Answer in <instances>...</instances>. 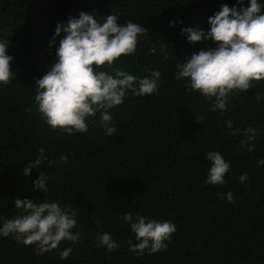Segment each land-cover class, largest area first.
<instances>
[{
    "label": "trees",
    "instance_id": "1",
    "mask_svg": "<svg viewBox=\"0 0 264 264\" xmlns=\"http://www.w3.org/2000/svg\"><path fill=\"white\" fill-rule=\"evenodd\" d=\"M221 4L232 7L236 0H0V39L9 40L13 57V77L0 85V216L24 214L16 199L55 201L75 210L72 232L79 237L43 255L11 234L0 237V264H264V165L258 166L264 159V80L231 94L221 112L212 110L214 98L175 78L178 62L216 46L211 39L188 43L181 28L207 33L208 18ZM82 11L146 28L136 52L114 66L140 78L160 72L156 93L127 95L111 110L117 129L111 136L99 113L87 118L86 132L69 134L53 129L37 110L35 81L55 64L64 35L49 48L55 26ZM249 128L255 135H245ZM210 151L230 164L223 185L205 183ZM36 159L41 164L25 176L23 169ZM40 172L49 178L47 191L33 186ZM126 213L174 223L167 248L130 251L128 242L136 241ZM103 233L117 242L115 250L97 246ZM65 248L72 251L61 260Z\"/></svg>",
    "mask_w": 264,
    "mask_h": 264
},
{
    "label": "clouds",
    "instance_id": "2",
    "mask_svg": "<svg viewBox=\"0 0 264 264\" xmlns=\"http://www.w3.org/2000/svg\"><path fill=\"white\" fill-rule=\"evenodd\" d=\"M244 3L245 0H236L232 7L221 4L219 11L208 18L207 33L199 28H181L190 44L202 39H211L216 44L175 65V78L186 80L188 90L209 100L214 98L213 111H225L231 94L248 91L253 81L264 80V3L247 0V7ZM236 5L241 7L237 9ZM174 23L177 21H169L170 26ZM61 33L64 35L55 48V64L35 81V101L41 118L53 129L74 134L86 132L87 118L99 113L105 133L115 134L111 110L121 105L127 95L143 97L158 91L159 70H150V75L140 78L114 66L122 55L136 52L138 39L147 36V29L131 21L121 25L113 14L98 19L82 11L78 17L57 22L49 48L56 45ZM9 47V40L0 39V85H6L13 77ZM227 126L232 128L231 121ZM249 132L255 135V130L245 129V135ZM205 158L210 162L205 183L223 185L230 164L218 151L208 152ZM67 159L61 157L62 161ZM41 162V159L29 161L23 174L28 176ZM259 165H264V159L258 161ZM48 179L40 172L33 181L34 188L47 191ZM239 179L243 183L247 175ZM226 198L231 202L232 193H227ZM14 204L24 214L14 219L0 216V237L11 234L17 243L35 245L38 255L57 249L62 240H78L72 232L76 226L75 210L61 208L47 199L39 203L16 199ZM123 219L136 241L128 242L130 251L164 250L176 231L170 221L161 222L139 214L133 217L131 213H126ZM97 246L111 252L118 244L109 233H103L97 238ZM71 251V248L59 251V258L67 259Z\"/></svg>",
    "mask_w": 264,
    "mask_h": 264
}]
</instances>
